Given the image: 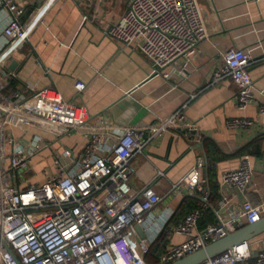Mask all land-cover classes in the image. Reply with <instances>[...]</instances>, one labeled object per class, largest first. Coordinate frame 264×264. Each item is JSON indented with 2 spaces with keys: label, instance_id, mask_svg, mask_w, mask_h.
I'll list each match as a JSON object with an SVG mask.
<instances>
[{
  "label": "built area",
  "instance_id": "1",
  "mask_svg": "<svg viewBox=\"0 0 264 264\" xmlns=\"http://www.w3.org/2000/svg\"><path fill=\"white\" fill-rule=\"evenodd\" d=\"M0 8L5 16L0 31V264H148L145 255L162 232L183 237L161 252L158 264H167L264 215V195L256 200L246 196L253 169L250 155L244 154L236 168L219 177L220 199L212 207L213 223L199 229L202 211L197 208L170 224L167 206L161 207L167 196L185 189L197 193L201 208L210 207L203 173L206 162L198 155L194 166L171 183L164 195L149 183L134 187L131 177L137 169L133 157L145 155L149 140L140 127L120 129L104 124L87 133L79 154L68 149L62 154L53 151L44 178L30 182L25 173L32 157L49 144L38 132L26 141L16 131L36 126L55 134L77 128L88 115L50 89L25 87L23 91L28 92L23 100L20 89L2 93L14 76L3 74L2 67L22 45L29 29L21 22L25 12L21 5L0 0ZM105 34L139 51L153 65L155 74L169 77L172 73L186 75L198 43L207 38L208 31L196 0H128ZM220 60L213 79L231 78L237 85L235 104L243 109L254 100L250 55L231 46ZM74 85L77 93L85 89L83 81ZM258 111L264 114V104ZM186 121L185 114L177 112L161 120L160 128L186 125ZM252 124L248 117L226 121L234 129ZM229 190L232 196H228ZM234 196L239 197L236 208L222 210ZM200 264H264V237L238 243Z\"/></svg>",
  "mask_w": 264,
  "mask_h": 264
},
{
  "label": "crops",
  "instance_id": "2",
  "mask_svg": "<svg viewBox=\"0 0 264 264\" xmlns=\"http://www.w3.org/2000/svg\"><path fill=\"white\" fill-rule=\"evenodd\" d=\"M13 1L24 8L21 22L29 32L2 67L1 72L12 73L16 81L10 85L9 78L2 93L20 89V96L25 98V87L50 89L60 100L82 107L88 115L77 128L55 134L36 126L16 131L26 141L38 132L49 144L32 157L25 173L30 182L44 178L43 171L51 167L53 151L62 154L68 149L79 154L87 133L104 124L143 129L149 139L146 156L133 157L137 172L131 184L139 188L149 183L162 195L194 166L198 155L207 158L203 150L206 140L232 155L256 137H264V114L258 111L264 104V0H196L208 36L198 43L186 75L172 73L169 77L155 74L153 65L139 51L105 34L106 28L119 19L128 0ZM4 20L0 11V31ZM231 46L250 55L248 70L254 83V100L243 109L235 104L236 83L229 77L214 80L212 75L221 54ZM77 80L85 83L80 93L74 85ZM177 112L185 114L186 125L160 128L161 120ZM234 117L252 119V127L229 128L226 121ZM241 156L217 163L218 181L225 170L239 165ZM249 160L253 172L246 196L256 200L264 195V153L250 156ZM227 194L232 196L233 192L229 190ZM194 196L199 198L196 192L184 189L176 196H167L161 207L167 206L165 212H170L171 218L184 201ZM219 199L220 196L213 207ZM238 201L239 197H231L222 210H234ZM210 207L213 212L211 204ZM182 239L172 235L166 246Z\"/></svg>",
  "mask_w": 264,
  "mask_h": 264
},
{
  "label": "trees",
  "instance_id": "3",
  "mask_svg": "<svg viewBox=\"0 0 264 264\" xmlns=\"http://www.w3.org/2000/svg\"><path fill=\"white\" fill-rule=\"evenodd\" d=\"M10 85H15V79L11 78ZM204 153L207 157V164L205 167L206 188L208 192V202L214 204L218 199L217 185L218 180L216 176L217 163L220 160L226 159L230 156L249 154L250 156L260 157L264 153V137H256L248 142L244 147L236 151L234 154H224L211 140H206L204 143ZM197 199V200H196ZM199 198L190 197L180 206L178 212L173 214L169 219L170 224H176L180 222L189 211L199 208L202 211V215L198 221L199 228L205 227L208 223H213L216 218L211 210V207L205 209L199 206ZM183 215V216H182ZM167 232H162L151 244L150 252L145 255V261L148 264H158V259L162 251L166 248L169 240Z\"/></svg>",
  "mask_w": 264,
  "mask_h": 264
},
{
  "label": "water",
  "instance_id": "4",
  "mask_svg": "<svg viewBox=\"0 0 264 264\" xmlns=\"http://www.w3.org/2000/svg\"><path fill=\"white\" fill-rule=\"evenodd\" d=\"M20 98H23V96ZM205 162L207 164V158H205ZM203 173L205 176V171ZM136 229L138 234L143 236L138 226H136ZM262 237H264V215L259 220L246 223L228 231L224 236L208 242L195 251L187 252L182 257L167 264H200L208 258H212L226 250L232 249L238 243L246 241L254 242Z\"/></svg>",
  "mask_w": 264,
  "mask_h": 264
},
{
  "label": "rangeland",
  "instance_id": "5",
  "mask_svg": "<svg viewBox=\"0 0 264 264\" xmlns=\"http://www.w3.org/2000/svg\"><path fill=\"white\" fill-rule=\"evenodd\" d=\"M58 145H59V144H58ZM45 162H46V161H44V163H45ZM44 163H43V164H44ZM43 164H42V166H43Z\"/></svg>",
  "mask_w": 264,
  "mask_h": 264
}]
</instances>
